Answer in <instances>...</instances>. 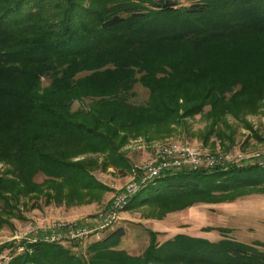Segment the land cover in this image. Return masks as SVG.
<instances>
[{
	"label": "trees",
	"instance_id": "obj_1",
	"mask_svg": "<svg viewBox=\"0 0 264 264\" xmlns=\"http://www.w3.org/2000/svg\"><path fill=\"white\" fill-rule=\"evenodd\" d=\"M136 83L148 90L144 103L130 102ZM263 100L264 0H0V226L2 215L19 216L23 197L93 202L108 191L95 170L131 166L120 152L129 137L168 131L207 106L215 122ZM253 166L168 173L132 199L180 209L239 186ZM149 232L139 255L115 248L118 227L83 252L72 250L78 239L22 241L6 264H264L228 238L158 243Z\"/></svg>",
	"mask_w": 264,
	"mask_h": 264
},
{
	"label": "rangeland",
	"instance_id": "obj_2",
	"mask_svg": "<svg viewBox=\"0 0 264 264\" xmlns=\"http://www.w3.org/2000/svg\"><path fill=\"white\" fill-rule=\"evenodd\" d=\"M176 1L180 5H188L198 0ZM42 85H48L47 79L42 78ZM147 99L148 90L136 83L130 102L140 104ZM79 104L75 102L72 110L78 108ZM208 110L207 106L202 114L172 124L168 131L150 128L142 136L129 137L120 152L131 165L141 167L155 159L157 148L185 145L196 149L203 157L211 155L216 160L213 165L203 164L197 170L229 167L244 169L259 165L258 168L246 174L247 177L241 176L243 179L239 186L223 191L214 190L208 198L200 197L202 200H196L180 209H162L152 203L135 206L133 195L112 225L91 232L81 240V245L72 247L73 251L83 252L88 244L122 227L125 235L115 248L123 249L131 255H139L146 249L150 242L149 231L156 233L158 243L178 234L211 242L228 238L264 254V179H261L264 177V100L255 110L237 115L227 113L215 122L207 116ZM91 156H98V161L103 158L100 154ZM130 167L126 171H119L112 166L105 170H95V176L108 187V191L100 193L98 198L88 204L67 207L54 203L46 205L43 196L21 198L17 208L19 211H15L18 217L2 215L5 222L0 226V245L14 242L17 247L5 248L0 253V264H6L14 254L24 250L22 241L31 242L34 238L41 241L46 231L59 222H73L76 223L74 225L86 226L91 230L97 228L96 225L100 223L102 215L108 213L116 194L124 191L127 185L138 178L132 175ZM1 170L3 166L0 164ZM138 173L142 174L143 171ZM254 179H257L256 183ZM34 180L40 183L44 176L37 174ZM148 185H144L141 188L145 187L144 190H139L138 195H144L154 188ZM33 203H37V206L31 207Z\"/></svg>",
	"mask_w": 264,
	"mask_h": 264
},
{
	"label": "built area",
	"instance_id": "obj_3",
	"mask_svg": "<svg viewBox=\"0 0 264 264\" xmlns=\"http://www.w3.org/2000/svg\"><path fill=\"white\" fill-rule=\"evenodd\" d=\"M155 156L152 162L142 164L141 167L139 165H131L132 175H136L138 178L127 185L124 191L116 194L108 213H102V219L96 225L97 228L91 230L86 226L74 225L76 223L73 222H59L52 225L40 240L44 242H58L67 239L82 240L91 232L112 225L117 220L118 213L124 208L129 199L141 190L144 185L154 182L165 174L177 171H196L203 164L211 166L216 161L214 156L207 155L203 157L199 151L185 145H181L178 148L161 146L155 150ZM140 170L143 171L142 174L138 173ZM38 240V238H34L31 242Z\"/></svg>",
	"mask_w": 264,
	"mask_h": 264
}]
</instances>
